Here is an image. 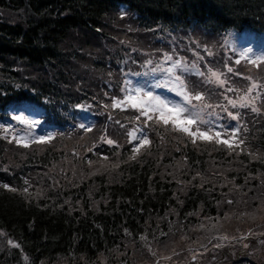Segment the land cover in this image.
I'll use <instances>...</instances> for the list:
<instances>
[{"label": "trees", "instance_id": "1", "mask_svg": "<svg viewBox=\"0 0 264 264\" xmlns=\"http://www.w3.org/2000/svg\"><path fill=\"white\" fill-rule=\"evenodd\" d=\"M122 4L144 27H195L208 34L231 27L264 32V0H0V11L14 14H0V108L14 101L32 102L44 109L45 117L59 131L73 132L62 128L73 126L76 119V113L72 118L67 111L89 102L97 111L87 132L89 141L102 130L115 136L113 126L123 110L103 93L101 88L106 86L100 82V72L110 69L111 76H118L120 67L109 64L107 68L105 55H93L96 47L101 48L93 32L105 36ZM75 39L84 52L63 45ZM78 68L82 73L74 75ZM118 78L120 85L123 78ZM78 81L82 84L76 86ZM105 100L109 104L103 108ZM120 123L116 129L122 132ZM255 123L244 136L247 151L225 171L229 184L224 186L201 180L207 162L226 164L223 149L210 151L187 137H177L170 141L176 146L168 150L170 156L166 153L159 159V150L154 149L160 144L158 135L168 127L164 123L154 125L157 135L149 132L153 144L145 154L133 159L123 151L118 169L110 171L108 164L107 170L77 181L64 194L43 186L44 193L38 195L36 189L20 185L13 174L5 176L0 171V231L7 242L0 248V264H55L64 259L67 264L83 263L79 260L101 264L104 258L111 264H128L136 259L130 244L138 241L140 263L141 255L145 259L144 237L152 245L167 241L175 247L202 220L219 222L225 229L234 226V220L242 225L259 223L264 220V116ZM12 146L0 136V161ZM17 152L25 156L19 164L28 171L57 159L48 149ZM176 163L187 165L193 173L182 174L181 168L171 171ZM121 247L124 251L117 257L114 252ZM246 254L229 249L217 253L215 260L218 264H255Z\"/></svg>", "mask_w": 264, "mask_h": 264}, {"label": "rangeland", "instance_id": "2", "mask_svg": "<svg viewBox=\"0 0 264 264\" xmlns=\"http://www.w3.org/2000/svg\"><path fill=\"white\" fill-rule=\"evenodd\" d=\"M0 14L6 17L14 15L2 11ZM117 14V19L110 21L105 29V36L93 32L101 44L93 55H105L103 60L107 68L109 64L119 66L118 76L123 78L119 85L118 76H111L113 72L110 69L100 72V82L106 86L101 88L103 93L112 97L113 106L123 110V113L119 112L122 118L113 126L115 136L102 130L97 139L89 141L87 132L97 117V111L89 102L67 111L72 118L76 113V119L73 126L62 128L72 129L73 132L59 131L55 123L45 117L44 109L32 102H10L5 108H0V136L13 145V150H5L9 151L1 160L3 163L0 161V171L5 176L13 174L20 185L27 190L36 189L38 195L44 193L45 190H40L43 186L49 192L64 194L77 181H87L89 175L107 170L108 164H111L110 171L118 169L121 158L125 157L123 151L138 157L150 150L147 147L153 143H150L152 134L149 132L157 135L155 124L164 123L162 110L169 123L166 130L158 135L160 144L154 149L159 150V159L162 160L166 153L170 156L168 150L176 147L170 141L177 137H187L194 144L209 147L210 151L223 149L226 164L207 162L208 170L201 180H214L222 186L229 184L225 171L238 164L239 154L247 151V145H243L246 132L256 125V119L264 116V32L231 27L217 34H208L204 29L195 27L169 29L160 24L144 27L139 25L135 13L123 4L117 9ZM68 44L74 52L78 49V52H84L76 39L63 42V45ZM81 73L78 68L74 75ZM77 78L75 76V80ZM81 82L75 83L76 86ZM197 95L201 96V100L195 99ZM156 97L164 100L168 107L159 105ZM230 101L235 103V107ZM108 104L106 100L101 103L103 108ZM176 105L187 111L181 112L180 120L174 122L168 108ZM253 108L259 111L254 112ZM228 113L237 118L232 119ZM185 118L196 119L197 122L188 125L183 123ZM118 123L122 132L116 129ZM221 125L224 127L221 128ZM183 127H188L189 132L182 131ZM99 128L102 129V124ZM169 128L180 134L172 133ZM198 129L206 131L210 139L201 138ZM217 131L221 133L219 137L216 136ZM190 133H195V136ZM108 140L113 143L109 144ZM145 140L148 143H144ZM225 140L229 143L225 144ZM45 149L55 154L57 159L48 166L23 170L19 162L25 156L17 151L39 153ZM107 149L109 152H106ZM176 168H181L182 174L188 176L193 173L182 163H176L171 171ZM91 191L95 193L94 186H91ZM235 200L239 201V197ZM202 221L197 226L200 231L184 236L180 246L171 247L167 241L161 246L152 245L144 237L142 251L145 252V259L141 255L140 263L139 241L130 244L136 259L131 258L128 264H190V261L193 264H218L216 254L226 253L229 249H237L240 253L246 251L245 256L249 260L264 264V220L251 225H242L234 220L235 225L226 229L219 222ZM6 244L1 232L0 248ZM7 247L10 248V245ZM120 251H124L122 247L114 254L118 257L122 253ZM106 259H102L101 264H111ZM79 261L83 262L79 264H86L83 260ZM55 264L67 263L64 259Z\"/></svg>", "mask_w": 264, "mask_h": 264}, {"label": "snow or ice", "instance_id": "3", "mask_svg": "<svg viewBox=\"0 0 264 264\" xmlns=\"http://www.w3.org/2000/svg\"><path fill=\"white\" fill-rule=\"evenodd\" d=\"M228 71L231 72L232 69L229 68ZM214 75H215V73H214ZM217 79H219V77H217ZM220 82L223 83V81H220ZM148 95H149V96L152 95V94H151V91L148 92ZM155 99L157 100V102H158L159 105H161V106H163V107H165V108L168 107V105L165 103L164 100H160L159 97H156ZM185 99H187V97H185ZM195 99H196V100H201V96H200V95H197V96H195ZM230 103H233V106L235 107V103H234V102H231V101H230ZM168 111H169V113H171V117H170V118L175 122V121H179V120H180V113H181V112H185V111H187V109H186V108L181 109V108H179V105H176L174 108H168ZM252 111H254V112H255V111H259V109H257V108H253ZM142 114H144V113H142ZM228 115H229L232 119H236V118H237L236 116H233L232 113H228ZM161 118L163 119V121H164L165 124H168V123H169V118L164 117V114H163V111H162V110H161ZM16 119L19 120L20 117H16ZM196 122H197L196 119H192V118H185L184 121H183V123L188 124V125L195 124ZM201 123L207 124V123H209V122H208V121H201ZM82 127H83V125H82ZM220 127L223 128L224 126L221 125ZM182 131H184V132H189V129H188V127H183V128H182ZM198 131H199V129H198ZM190 134L193 135V136H195V133H190ZM199 135H200V137L203 138V139H210V137H209V135H208V133H207L206 131H199ZM220 135H221V133H220L219 131H217V132H216V136L219 137ZM107 142H108L109 144H112V143H113L112 140H108ZM223 142H224L225 144H228V143H229L228 140H225V141H223ZM144 143H148V141L145 140ZM229 146H231V145H229ZM137 151H138V149H137ZM134 158H135V157L133 156V159H134ZM6 187H7V186H6ZM25 190H26V189H25Z\"/></svg>", "mask_w": 264, "mask_h": 264}]
</instances>
